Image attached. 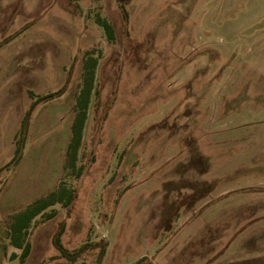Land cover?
<instances>
[{
    "label": "rangeland",
    "instance_id": "obj_1",
    "mask_svg": "<svg viewBox=\"0 0 264 264\" xmlns=\"http://www.w3.org/2000/svg\"><path fill=\"white\" fill-rule=\"evenodd\" d=\"M0 264H264V0H0Z\"/></svg>",
    "mask_w": 264,
    "mask_h": 264
},
{
    "label": "trees",
    "instance_id": "obj_2",
    "mask_svg": "<svg viewBox=\"0 0 264 264\" xmlns=\"http://www.w3.org/2000/svg\"><path fill=\"white\" fill-rule=\"evenodd\" d=\"M97 66L96 61L89 60L85 64L84 74H83V86L81 93L78 97L76 106V120L72 129V140L67 149L65 171H69L70 174H74L76 167V160L78 158V151L81 147L83 139V131L85 128V123L88 117V109L90 104V94L94 86L95 72L94 69ZM67 187L64 183L60 187L47 195L36 201L34 204L29 206L24 212L18 216V227H12L11 231V245L16 249H22L26 242L27 233L31 225L32 220L38 215L42 214L49 207L55 206L57 204L63 203L65 199H68ZM55 246L59 252L64 257H70V254L64 251V249L59 244V240L55 241Z\"/></svg>",
    "mask_w": 264,
    "mask_h": 264
}]
</instances>
